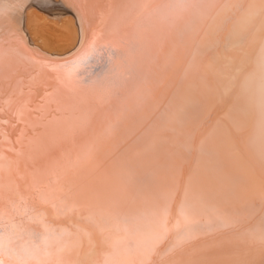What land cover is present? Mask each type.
I'll return each mask as SVG.
<instances>
[{
  "label": "bare ground",
  "instance_id": "6f19581e",
  "mask_svg": "<svg viewBox=\"0 0 264 264\" xmlns=\"http://www.w3.org/2000/svg\"><path fill=\"white\" fill-rule=\"evenodd\" d=\"M55 2L31 0L0 21V201L7 207L32 185L43 217L29 223L72 233L89 209L99 219L168 196L169 233L144 258L100 243L116 239L114 224L81 225L79 240L66 236L46 264H262L259 242L233 229L197 237L183 253L168 249L186 191L205 218L260 211L264 0ZM40 21L61 36L50 41ZM92 46L115 52L105 77L67 83L73 66L59 65ZM37 187L52 196L71 187L72 202L58 213Z\"/></svg>",
  "mask_w": 264,
  "mask_h": 264
},
{
  "label": "snow or ice",
  "instance_id": "6c2138e0",
  "mask_svg": "<svg viewBox=\"0 0 264 264\" xmlns=\"http://www.w3.org/2000/svg\"><path fill=\"white\" fill-rule=\"evenodd\" d=\"M30 3L31 0L27 2L0 0V21L5 16L11 17L14 10L27 8ZM48 5L52 8L57 7L55 0H48ZM3 27V23H0V33L3 32ZM114 55L115 52L111 48L92 46L87 57H79L59 66L66 68L69 63L73 66L72 71L67 73V83L88 84L93 79L99 81L105 77ZM33 187L29 185L27 190L20 194L19 200L15 194L10 195L7 207L0 201V264H46L48 258L54 254L52 249H61L65 246L66 236L71 235L75 240H79L81 225L106 229L107 225L114 224L116 239L113 240L109 234L100 243H111L114 255H119L123 250L128 255L141 253L144 258L156 252L157 244L169 233L168 196L157 197L151 209L140 206L127 209L112 207L106 216L102 215L99 219L89 209L87 210L89 215L85 216L81 213L79 221L70 225L73 229L72 233H68L63 228L53 227L49 223L44 224L41 232L38 225L29 223L43 217ZM36 191L45 202L51 203L58 213L61 203L72 202L71 187L58 189L56 196L39 187ZM174 228L177 231L174 242L168 249L169 252L177 250L179 253L186 252L185 246L197 237L233 229L239 236L258 241L261 245V254L264 256V200L258 213L236 215L218 212L205 218L204 213L198 211L189 201L186 191L185 199L179 206V215ZM141 264H146V259L141 260ZM178 264H213V262L199 257L187 261L180 260Z\"/></svg>",
  "mask_w": 264,
  "mask_h": 264
},
{
  "label": "rangeland",
  "instance_id": "374dc122",
  "mask_svg": "<svg viewBox=\"0 0 264 264\" xmlns=\"http://www.w3.org/2000/svg\"><path fill=\"white\" fill-rule=\"evenodd\" d=\"M39 18H41V17H39ZM41 19L44 20V18H41ZM40 22H41V27L43 29L42 32H43L44 36H46L50 41H51V39L58 38L61 36L60 30L58 28H56L53 23H50V21L49 22L40 21ZM21 24H24V23H21ZM21 24H20V26L24 27V25H21Z\"/></svg>",
  "mask_w": 264,
  "mask_h": 264
},
{
  "label": "clouds",
  "instance_id": "9594fccd",
  "mask_svg": "<svg viewBox=\"0 0 264 264\" xmlns=\"http://www.w3.org/2000/svg\"><path fill=\"white\" fill-rule=\"evenodd\" d=\"M258 73L259 74L256 77L255 86L262 100H264V64L260 66V68L258 69Z\"/></svg>",
  "mask_w": 264,
  "mask_h": 264
},
{
  "label": "water",
  "instance_id": "95a60500",
  "mask_svg": "<svg viewBox=\"0 0 264 264\" xmlns=\"http://www.w3.org/2000/svg\"><path fill=\"white\" fill-rule=\"evenodd\" d=\"M60 58H63V57H59V56H54V57H52V60H58V59H60Z\"/></svg>",
  "mask_w": 264,
  "mask_h": 264
}]
</instances>
